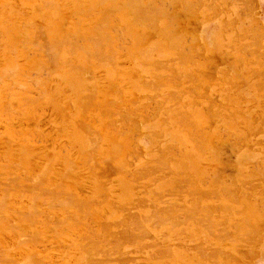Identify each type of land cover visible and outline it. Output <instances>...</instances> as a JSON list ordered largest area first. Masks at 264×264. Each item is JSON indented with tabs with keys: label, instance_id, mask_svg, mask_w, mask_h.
Here are the masks:
<instances>
[{
	"label": "rangeland",
	"instance_id": "obj_1",
	"mask_svg": "<svg viewBox=\"0 0 264 264\" xmlns=\"http://www.w3.org/2000/svg\"><path fill=\"white\" fill-rule=\"evenodd\" d=\"M103 1L0 0V78L8 73L5 80L0 81V183L4 185L0 184V203L4 201L6 206L3 203L2 207L0 205V247L2 252H7H3L5 259L12 258V261L8 259L4 262L21 264L28 256L27 261H30L32 255L36 264H264V0H173L174 5L172 0H144L145 4H141L145 6L144 9L137 10H145L144 13L148 16L150 11L157 9L155 11L158 14L154 11L151 17L145 15L143 18V11L137 17V10L132 5L127 8L134 10L135 13H131L134 16H128L127 11L130 9H118L120 3L125 7L126 0H108L110 3L104 1L105 4L98 6ZM129 1L131 4V0ZM45 2H50L48 8ZM112 2L115 10H120V13L116 11L114 14ZM136 2L132 1L133 6H136ZM148 3L152 5L148 6ZM159 4L165 6L161 7ZM56 7L57 12L54 9ZM95 7H98L97 11L92 10ZM76 10H83L86 14ZM58 11L62 15H58ZM103 13L110 16H104ZM131 17H135L139 24ZM103 19L108 20L104 23L101 21ZM74 21H79V28ZM148 21L150 22L147 24ZM31 22H34V28L31 27ZM100 23H107L110 27L118 24L122 26L118 29L124 32L116 27L113 29L120 31L118 36H122L124 41L115 36L116 32L112 33V27L108 29V26L105 28L106 25L101 26V30ZM95 24L97 32H102L103 28L108 29L101 36L103 38L107 35V41L112 42H98L103 45H100L104 49L103 51L101 47L102 52L97 51L100 47L92 49L97 41H101L97 39L101 32L95 35ZM140 24L145 25L143 27ZM22 25L25 31L23 28L22 31L19 29ZM37 25L38 28L46 29L43 31L41 28L43 32L38 33L45 32L47 39L41 36L40 40L37 32L34 36ZM149 27L153 29L150 31ZM61 29L66 32H61ZM71 32L74 36L69 34ZM22 33V36L28 35L31 41L28 45L25 40L27 45H22L27 48V52L25 48H21V43L16 42L27 38H22ZM75 33L83 38L82 41L78 40L80 37L76 38ZM237 34L241 36L238 37ZM93 35L96 39L94 44ZM36 37L40 40L36 45L43 43L41 41L44 38L50 45L55 43V39H50L54 37L63 42L68 41L64 38L73 43L78 40L76 44L80 42L81 49L77 50L76 44L68 43L69 48L74 46L72 56L66 45L61 48V44L58 46L55 43L57 47H54V53L59 52L56 56H59L60 61L58 60V67L54 65L50 70L46 61L53 62L56 57L51 55L53 51L48 50V53L43 47H39L38 51L42 48L43 52L48 53L47 56L51 55L48 56L50 59L55 58L47 59V56L41 54L42 51L36 56L38 46H33ZM91 37L93 40H90ZM86 39L87 42H83ZM172 41L180 42L175 48V42ZM13 44L18 45L14 48ZM109 45L112 52H109ZM41 46H45L44 43ZM84 47H89L88 53L95 54L96 50L99 56L110 55L108 58L102 57L106 62L99 65L100 60L98 63V58L93 54L90 59ZM31 48L35 51L34 55ZM84 50L89 59L84 55ZM182 55H187V58ZM178 57L183 59L179 60ZM34 58L39 62L43 61L42 64L46 60V65L41 66L36 62V71V67L34 69L32 66L33 63L35 65ZM107 59H110V63ZM55 61L57 63V59ZM8 65L11 68L16 65L17 69L13 67L15 75ZM39 69H42L41 73ZM36 73L40 75L37 76ZM176 74L180 77L177 78ZM31 76H35V84ZM12 80L22 87L19 85L17 89L18 85L12 84ZM91 91L96 93L95 100L88 103L91 99L89 95L86 96L89 99L88 105L81 99ZM176 98L179 100L176 101ZM7 104L10 108L4 107ZM98 105L103 107L100 106V109ZM125 108L128 114H135L128 116L133 121L125 119L123 114L127 113L126 110L125 113H120ZM9 109L17 114H8ZM211 111L213 116H208ZM117 113L124 116L122 119L129 126ZM214 115L216 118L213 119ZM114 121H117L116 124ZM87 124L91 127L89 130L93 129V134L84 133V130H88ZM110 125L115 129L109 128ZM121 126L124 129L128 127L129 130L134 128L130 130L131 137L129 135L128 138L126 134L127 128L120 132L123 129ZM194 129L202 132L203 136L198 132V135L196 132L194 135ZM120 133L124 134L120 136ZM96 135H100L99 139ZM128 139L131 141H126ZM112 142L118 152L114 151L116 149ZM135 143L137 145L133 148L131 145ZM87 144L91 146L90 149ZM133 149L138 152L134 154ZM158 149L162 150L161 153H158ZM89 154H92V158L97 156L94 161H89ZM109 157L115 159L111 161ZM107 158L111 162H106ZM121 162L125 166L122 167ZM118 166L124 169L125 174L124 171H119L120 168L112 170ZM18 169L25 171L23 173ZM17 176L21 180L16 181ZM35 176L38 177L35 188L41 186L42 181L46 185L34 192L31 190L36 183L32 182L36 180ZM11 178L18 183L17 186L13 180L10 181ZM32 178L35 180H31ZM6 181L11 184V189L7 188ZM21 186H29L31 189L25 187L27 192ZM48 187L53 189L50 192H54L53 197L46 192L45 188ZM13 188L16 189L12 190ZM5 189L10 190L4 193ZM39 189L42 190L41 193L38 192ZM38 193L41 195L40 199ZM42 193L46 196L43 197ZM2 196L5 199H1ZM53 200L54 203H49ZM46 214L48 220L45 218ZM29 215L37 216L38 221ZM25 216L27 218L24 220ZM7 219L13 224H9ZM47 222L49 225H46ZM20 233L27 235L26 237L31 234L32 240L27 238L26 241H30L32 248L27 242H23L25 237ZM34 234H38L40 239ZM33 242L37 245L34 246Z\"/></svg>",
	"mask_w": 264,
	"mask_h": 264
},
{
	"label": "bare ground",
	"instance_id": "obj_2",
	"mask_svg": "<svg viewBox=\"0 0 264 264\" xmlns=\"http://www.w3.org/2000/svg\"><path fill=\"white\" fill-rule=\"evenodd\" d=\"M24 1H25V0H24ZM26 1H27V0H26ZM28 1H29V0H28ZM41 1H42V0H41ZM104 1L107 2L108 0H104ZM104 1H103V3L98 4V6L101 5V4H105ZM110 1H111V0H110ZM110 1H108V2L110 3ZM112 1H113V0H112ZM115 1H116V0H115ZM115 1H114V2H115ZM126 1H127V2H124V3H125V7H124V4L120 3L121 5H119V8H118V7H117V8H118V9H121V11H122L123 9H127V10L130 9V10L127 11V12H128V16H129V15H130V16H134V15H132V14L135 13V12H134L135 8H136V10H137V9H142V8L144 9V7H145V6L143 7V5H141V4L144 3V2H143L144 0H141L142 3H141L139 0H136V1L138 2V4H140V5H138L137 2H136V6H138V8H137L136 6H133V4H132V1H133V0H131V4H130V1H129V0H126ZM134 1H135V0H134ZM145 1H146V0H145ZM151 1H152V0H151ZM151 1H150V2H151ZM154 1H155V0H154ZM156 1H158V0H156ZM160 1H161V0H160ZM162 1H164V0H162ZM172 1H173V0H172ZM176 1H177V0H176ZM180 1H181V0H180ZM183 1H184V0H183ZM197 1H198V0H197ZM231 1H232V0H231ZM43 2H44V1H43ZM53 2H54V1H53ZM53 2H52V4H53ZM80 2H81V1H80ZM99 2H100V1H99ZM114 2H112L111 4H113ZM121 2H122V1H121ZM128 2H129V5H128ZM147 2H149V1H147ZM147 2H146V5H147ZM158 2H159V1H158ZM178 2H179V1H178ZM198 2H199V1H198ZM210 2H211V1H210ZM46 3H47V4H46ZM48 3H50V2H45V4H46V8H48V7H47V5H49ZM56 3H57V2H56ZM133 3H135V2H133ZM171 3H172V2H171ZM241 3H242V2H241ZM43 4H44V3H43ZM43 4H42V5H43ZM126 4H127V5H126ZM144 4H145V3H144ZM199 4H200V3H199ZM201 4H202V3H201ZM122 5H123V6H122ZM130 5H132L131 7H132L134 10H133L132 8H127V6H130ZM149 5H152V4H149V3H148V6H149ZM153 5H154V4H153ZM155 5H156V3H155ZM159 5H160V4H159ZM167 5H168V4H167ZM173 5H174V1H173ZM173 5H172V6H173ZM175 5H176V3H175ZM190 5L193 6V5H195V4H190ZM190 5H189V6H190ZM243 5H244V4H243ZM44 6H45V5H44ZM44 6H43V8H45ZM101 6H102V5H101ZM113 6H114V14H116V13H115L116 11H117V13H118L120 10H119V11H118V9L115 10V5L113 4ZM121 6H122V8H121ZM141 6H142V7H141ZM160 6H161V5H160ZM160 6H159V7H160ZM162 6H163V5H162ZM162 6H161V7H162ZM164 6H165V5H164ZM164 6H163V7H164ZM184 6H185V5H184ZM187 6H188V5H187ZM206 6H208V5H206ZM212 6H213V4H212ZM34 7H35V6H34ZM53 7H54V4H53ZM111 7H112V6H111ZM111 7H110V8H111ZM123 7H124V8H123ZM154 7H155V6H154ZM173 7H174V6H173ZM210 7H211V6H210ZM213 7H214V6H213ZM244 7H245V6H244ZM38 8H40V6H39ZM57 8H58V7L54 8V9H56V12H57ZM95 8H96V7H95ZM97 8H98V7H97ZM97 8H96V9H92V10L97 11ZM147 8H148V7H147ZM147 8H146V9H147ZM152 8H153V7H151V9H152ZM157 8H158V7H157ZM181 8H182V6H181ZM184 8L186 9V7H184ZM254 8H255V7H254ZM49 9H50V8H49ZM174 9H175V8H174ZM176 9H177V8H176ZM189 9H190V8H189ZM41 10H42V9H41ZM106 10H107V9H106ZM106 10H104V13L106 12ZM131 10H132V11H131ZM136 10H135V11H136ZM148 10H149V8L147 9V11H148ZM155 10L157 11V9H155ZM155 10H154V11H155ZM121 11H120V12H121ZM137 11H138V12H137ZM137 11H136V13L138 14V15H137V17H138V16H140L139 13L141 14V12H142L143 10H142V11H141V10H137ZM144 11H145V10H144ZM144 11H143V13H144ZM154 11H150V12L153 14ZM156 11H155V13H156ZM158 11H160V10H158ZM185 11H186V10H185ZM188 11H189V10H188ZM192 11H193V10H192ZM58 12H59V11H58ZM76 12H80V13H82L83 10H82V12H81V10H80V11H77V10H76ZM102 12H103V11H102ZM107 12L109 13L108 10H107ZM120 12H119V13H120ZM145 12H146V11H145ZM171 12H172V11H171ZM174 12H175V11H174ZM183 12H184V11H183ZM37 13H38V11H37ZM80 13H79V15H80ZM83 13H84V15L86 14V12H83ZM98 13H100V12H98ZM104 13H103V14H104ZM112 13H113V12H112ZM131 13H132V14H131ZM151 13H150V15H148V16H147V13H146V14L144 13V16H141V18L145 17V15H146L147 17H149V16L151 17V16H152ZM59 14L62 15V13H60V12L58 13V15H59ZM89 14L91 15V17H93V15H92L91 13H89ZM95 14H97V12H96ZM95 14H94V15H95ZM109 14L111 15V13H109ZM109 14H106V15L110 16ZM114 14H113V15H114ZM156 14H158V13H156ZM160 14H161V13H160ZM167 14H168V12L166 13V16H168ZM169 14H170V13H169ZM255 14H256V13H255ZM71 15H72V14H71ZM81 15H82V14H81ZM106 15L104 14V16H106ZM113 15H112V16H113ZM135 15H136V14H135ZM142 15H143V14H142ZM154 15H155V14H154ZM163 15H164V12H163ZM170 15H171V14H170ZM170 15H169V16H170ZM189 15H190V14H189ZM104 16H103V17H104ZM155 16H157V15H155ZM194 16H195V14H194ZM197 16H198V15H197ZM243 16H244V15H243ZM113 17H114V16H113ZM164 17H165V15H164ZM164 17H163V18H164ZM174 17H175V16H174ZM106 18H107V17H106ZM131 18H132V17H131ZM134 18H135V17H134ZM134 18H132V20H133ZM158 18H159V17H158ZM166 18H167V17H166ZM171 18H173V16H172ZM191 18H192V17H191ZM197 18H198V17H197ZM73 19H74V16H73ZM86 19H87V18H86ZM90 19H92V18H90ZM104 19H105V17H104ZM104 19L101 20V21H103V22L105 23L106 20H108L109 18L106 19V20H104ZM113 19H114V18H113ZM113 19L110 18V20H113ZM138 19H139V18H138ZM154 19H155V17H154ZM156 19H157V18H156ZM156 19H155V20H156ZM167 19H168V18H167ZM169 19H170V18H169ZM174 19H175V18H174ZM174 19H173V20H174ZM65 20H66V19H65ZM65 20H64V21H65ZM76 20H77V19H76ZM76 20H75V21H76ZM78 20H80V19H78ZM84 20H85V19H84ZM143 20H144V19H143ZM143 20H142V21H143ZM147 20H148V19H146V21H147ZM173 20H172V22H173ZM13 21H14V20H13ZM75 21H74V22H75ZM80 21H83V20H80ZM117 21H118V20H117ZM134 21H136V22L138 23L137 20L134 19ZM142 21H140V22H142ZM146 21H145V22H146ZM169 21L171 22V20H169ZM187 21H188V20H187ZM99 22H100V21H98L97 24H99ZM136 22H132V23H136ZM149 22H150V21H148L147 24H148ZM175 22H177V21H175ZM233 22H234V21H233ZM75 23H76V22H75ZM75 23H74V24H75ZM78 23H79V21H77L76 24H78ZM107 23H108V21H107ZM107 23L104 24V25H103L102 23H100V28H101V26L104 27L105 25H106V26H105V28H106V27L108 26ZM117 23H119V22H117ZM117 23H115V25H116ZM142 23H143V22H142ZM152 23H153V22H151V24H152ZM28 24H29V23H28ZM31 24H32L31 27H33V26H34V22H33V23L31 22ZM36 24H37V23H36ZM36 24H35V25H36ZM138 24H139V23H138ZM153 24H154V23H153ZM157 24H158V22H157ZM168 24H169V23H168ZM172 24H173V23H172ZM172 24H171V25H172ZM226 24H227V23H226ZM233 24H234V23H233ZM29 25H30V24H29ZM40 25H41V24H40ZM40 25H39V27H40ZM65 25H66V23H65ZM109 25H110V23H109ZM140 25H141V24H140ZM144 25H145V24H144ZM144 25H141V26L144 27ZM176 25H177V24H176ZM9 26H11V25H9ZM23 26H24V25H22V27H19V29L21 30V29L23 28ZM25 26H27V25H25ZM76 26H78V28H79V24L76 25ZM155 26H156V25H155ZM169 26H170V25H169ZM233 26H234V25H233ZM256 26H257V25H256ZM16 27H17V26H16ZM27 27H28V26H27ZM35 27H36V29L34 30V31H35V32H34V36L36 35V32L38 33L39 31H41V30H40L41 28H42V30H43V27L38 28V25L35 26ZM63 27H65V26H62V28H63ZM95 27H96V24H95L94 28H95ZM111 27H112V33H114V32H116V31H115V29H113V27H116V28L118 29V28H121L122 26H120V25L118 24L117 26H111ZM111 27L108 26L107 28L109 29V28H111ZM146 27H147V25H146ZM156 27H157V26H156ZM156 27H155V29H156ZM166 27H168V26H166ZM224 27H225V26H224ZM17 28H18V27H17ZM28 28L30 29V27H28ZM33 28H34V27H33ZM96 28H97V27H96ZM96 28H95V29H96ZM105 28H103L104 30H103L102 32H101L100 30H98V32H99V31L101 32V33L99 32L100 35H98L99 33L97 32V29H96V32H97V33H95V35L97 34V35L99 36L97 39H98V40L101 39V41H97V43H95L96 45H93V46H92V49H96V48L100 47L98 50H97V49H96V50H97V51L100 50V51L102 52L101 47H102L103 45L100 44V45H102V46H100V45L98 44V42H99V43H102L103 41H105V42H110V40L107 41V38H106L107 35H106L105 37H103L104 39L102 38L104 31H105V30H108V29H105ZM147 28H148V27H147ZM151 28H152V27H151ZM151 28L149 27L150 31H151ZM171 28H173V27H171ZM256 28H257V27H256ZM38 29H39V30H38ZM98 29H99V26H98ZM117 29H116V30H117ZM122 29L125 30V28H122ZM152 29H153V28H152ZM164 29H165V28H164ZM225 29H226V28H225ZM261 29H262V28H261ZM22 30H24V28H23ZM22 30H21V31H22ZM36 30H38V31H36ZM44 30H46V29H44ZM44 30H43V31H44ZM101 30H102V28H101ZM118 30H120V29H118ZM162 30H163V29H162ZM9 31H10V30H9ZM18 31H19V30H18ZM18 31H17V33H18ZM24 31H25V30H24ZM43 31H41V32H43ZM62 31H65V30H64V29H63V30L61 29V32H62ZM93 31H94V30H93ZM120 31H123V30H120ZM120 31H119V32L117 31L115 36L120 35V34H121ZM163 31H164V30H163ZM184 31H185V30H184ZM228 31H229V30H228ZM257 31H258V30H257ZM260 31H261V30H260ZM46 32H47V31H46ZM65 32H66V31H65ZM94 32H95V31H94ZM123 32H124V31H123ZM154 32H155V31H154ZM160 32H162V31H160ZM189 32H190V31H189ZM47 33H49L50 35H52L50 32H47ZM57 33H58V32H57ZM76 33H77V32H76ZM76 33H75V36L78 34V33H77V34H76ZM92 33H93V32H92ZM105 33H106V32H105ZM117 33H118V34H117ZM139 33H140V31H139ZM162 33H163V32H162ZM167 33H170V32H167ZM172 33H173V32H172ZM172 33H171V35H172ZM176 33H177V32H175V34H176ZM184 33H185V32H184ZM18 34H19V33H18ZM23 34H24V33H22V34L20 35L22 38H24V37L26 36V35L22 36ZM40 34H41V35H40ZM40 34L38 33L39 36L37 35V36L39 37V39H40L41 36H42L41 38H43V37L46 38V36H45V32H44L43 34H42V33H40ZM69 34L72 35V36H74V35L72 34V32L69 33ZM69 34L67 33V35H69ZM93 34H94V33H93ZM101 34H102V36H101ZM107 34H108V33H107ZM153 34H154V33H153ZM185 34H186V33H185ZM190 34H191V33H190ZM46 35H47V34H46ZM50 35H49V36H50ZM70 35H69V37H70ZM97 35H96V36H97ZM104 35H105V34H104ZM165 35H166V34H164V36H165ZM173 35H174V34H173ZM183 35H184V34H183ZM195 35H196V34H195ZM1 36H2V35H1ZM18 36H19V35H18ZM20 36H19V37H20ZM27 36H28V35H27ZM27 36H26V37H27ZM77 36H78V35H77ZM77 36H76V38H79V37H80V35H79L78 37H77ZM164 36H163V37H164ZM237 36H238V34H237ZM239 36H241V35H239ZM239 36H238V37H239ZM256 36H257V34H256ZM263 36H264V35H263ZM263 36H261V37H263ZM16 37H17V36H16ZM19 37H18V38H19ZM21 37H20V38H21ZM38 37H36L37 40L35 39V41H34V38H35V37L33 38V41H34L35 43L32 41V43L35 44V45H33V46H35V47L38 46V49L36 50V53H37L36 56L38 55V53H39L40 51H42V48H41L40 51H38V50H39V47H43V50L47 51L48 53H49V51H50V52L53 51L52 54H51V53H50V54H51L52 56H55V57H56V59H57V63H56V61H55L56 59H55L53 62H52V61H46V60H45V61L48 62V63H46V62L44 61V64H42L41 62H43V61H40V62H39V60H38V61L36 60L37 58H36V59L34 58L35 65H34V63H33L32 66H34L33 68L35 69V67H36V62H39V63L41 64V66L47 64V67L49 66V68H50V70H51V67L53 68L54 65L57 66V64H58V60L60 61V59L58 58L59 56H56V55L59 54V52L57 51V54L54 53V51H56L55 48L57 47V45L59 46V45L61 44V48H62V45H64V46L66 45V46H67L68 43H69V45H71L70 42H72V41H70L69 39H66V38H64V40H65V41L68 40L67 42H63V40H62V41H60V40L58 41V40H56V37H54V38H50V39H51V40L55 39V40H53V42L55 41V43H56L57 45H55V43H54V44H51V45H54V46H51L48 42L45 41L47 38H46V39L44 38V39H42L41 42H43L45 46H41V45H43V43H41V44L39 43L40 45H36V44H38V42H37V41L39 40ZM59 37H60V36H59ZM64 37H65V35H64ZM118 37H119V38H118ZM118 37H117L118 39H120V38H121V40L123 39L122 36H118ZM156 37H157V36H156ZM163 37H162V38H163ZM172 37L174 38L175 36H172ZM172 37H171V38H172ZM190 37H191V36H190ZM238 37H236V38H238ZM20 38H19V39H20ZM22 38H21V39H22ZM76 38L73 37L72 39H75V40H76ZM81 38H82V37H80L78 40L82 41L83 38H82V39H81ZM91 38H92V37H91ZM93 38L95 39L94 35H93ZM93 38L90 39V40H93ZM145 38H146V36H145ZM149 38H150V37H149ZM176 38H177V37H176ZM179 38H180V37H179ZM197 38H198V37H197ZM197 38H196V40H197ZM244 38H246V36H245ZM244 38H243V39H244ZM254 38H255V37H254ZM27 39H28V40H27ZM70 39H71V38H70ZM72 39H71V40H72ZM87 39H88V38H87ZM87 39H86V40H83V42L86 43V42H87ZM102 39H103V40H102ZM109 39H110V37H109ZM114 39L116 40V38H114ZM126 39H127V38H126ZM181 39H182V38H181ZM243 39H242V40H243ZM246 39H247V38H246ZM256 39H257V38H256ZM15 40H16V38H15ZM22 40H23V39H22ZM25 40L28 41L27 43H28V45H29V43H30L31 41H30V39H29L28 37H27V38H24V41H21V42H20V40H16V42L18 41L19 43H21V48H25V50H26V52H27V48H26L25 46H22L23 43H24L25 45H27V43H25V42H26ZM40 40H41V39H40ZM40 40H39V41H40ZM78 40H77V41H78ZM178 40H179V39H178ZM190 40H191V39H190ZM233 40H234V39H233ZM236 40H238V39H236ZM12 41H14V40H13V37H12ZM44 41H45V42H44ZM56 41H58V42H56ZM73 41H74V40H73ZM77 41H74L75 43L72 42L73 45H75ZM88 41H89V39H88ZM112 41H113V40H112ZM119 41H120V40H119ZM123 41H124V39H123ZM123 41H122L121 43H123ZM182 41H183V40H182ZM14 42H15V41H14ZM53 42H52V43H53ZM61 42H62V43H61ZM92 42H93V43H92ZM92 42L89 41V43L94 44V42H96V39H95V41L93 40ZM142 42H144V41H142ZM146 42H147V41H146ZM169 42H170V40H169ZM172 42L174 43L175 41H172ZM179 42H180V41H179ZM179 42H178V43H179ZM231 42H232V41H231ZM46 43L49 44V47H48V44H46ZM58 43H59V44H58ZM63 43H64V44H63ZM66 43H67V44H66ZM85 43H83L84 46H86ZM103 43H104V42H103ZM111 43H112V42H110V44H111ZM113 43H114V42H113ZM121 43H120V44H121ZM129 43H130V42H129ZM170 43H171V42H170ZM173 43H172V44H173ZM178 43L175 42V44H173L175 48H176L175 45H177ZM190 43H192V42H190ZM30 44H31V43H30ZM79 44H81V43L79 42V43L76 44V48H78L77 50H79V48H80ZM92 44H91V45H92ZM123 44H124V43H123ZM125 44H126V43H125ZM138 44H139V43H138ZM140 44H142V43H140ZM140 44H139V45H140ZM181 44H182V43H181ZM16 45H18V44H15V45L13 44L14 48H15ZM46 45H47V46H46ZM73 45H72L70 48L67 46V47L70 49V51H69V53H71L70 55L74 54V46H73ZM105 45H107V44H104V46H105ZM139 45H137V46H139ZM55 46H56V47H55ZM77 46H79V47H77ZM96 46H97V47H96ZM171 46H172V45H171ZM201 46H202V45H201ZM253 46H254V44H253ZM35 47H34V48H35ZM45 47H48L49 49H48V48L46 49ZM54 47H55V48H54ZM94 47H95V48H94ZM179 47H180V45L177 47L178 50H179ZM17 48H18V47H17ZM32 48H33V47H32ZM32 48H31V50H32V52H33L34 49H32ZM44 48H45V49H44ZM52 48H54V49L52 50ZM61 48H59V49H61ZM65 48H66V47H65ZM85 48H86V47H84V49H85ZM88 48H89V47H88ZM88 48L85 49L86 52H87ZM108 48H109V49L111 48L110 45H109ZM120 48H121V47H120ZM125 48H126V47H125ZM169 48H171V47H169ZM169 48H168V49H169ZM184 48H185V47H184ZM186 48H187V47H186ZM194 48H195V47H194ZM257 48H258V47H257ZM257 48H256V50H257ZM71 49H72V50H71ZM80 49H81V48H80ZM102 49H103V47H102ZM118 49H119V48H118ZM126 49H127V48H126ZM173 49H174V48H173ZM48 50H49V51H48ZM85 50H84V55L86 54ZM96 50H95V52H94L95 54H93L92 52H90V53L87 52V54L89 55V58H90V59H91V56H92L91 54H93V56L95 55V56L98 58V59L95 58L96 60H98L97 62L99 63V60H100V62H101V63H99V65H101V64L103 65V63L106 62V61H104L105 59H103L102 57L105 56L106 58H108L107 56L110 55V54H108L107 56H106L105 54H104L103 56H99L98 52H97V54H96ZM122 50H123V48H122ZM243 50H244V49H243ZM29 51H30V49H29ZM45 51H44V52L42 51L43 53H41V54H44V57H46L47 54H48V53L45 52ZM72 51H73V53H72ZM89 51H90V50H89ZM93 51H94V50H93ZM103 51H104V49H103ZM110 51H111V52L113 51L112 48L109 50V52H110ZM196 51H197V50H195V52H196ZM60 52H61V51H60ZM77 52H79V51H77ZM77 52H76V54H77ZM80 52H81V51H80ZM101 52H99L100 55H102ZM109 52L107 51V53H109ZM177 52H178V51H177ZM195 52H194V53H195ZM247 52H248V51H247ZM8 53H9V52H8ZM15 53H16V50H15ZM18 53H19V52H18ZM34 53H35V51L33 52V55H34ZM45 53H46V54H45ZM53 53H54L55 55H53ZM261 53H262V52H261ZM12 54H13V53H12ZM67 54H68V53H67ZM79 54H80V53H79ZM82 54H83V53H82ZM87 54H86L85 56H87V59H89ZM181 54H182V49H181ZM184 54H185V53H184ZM186 54H187V53H186ZM262 54H264V53H262ZM51 55H48V56H51ZM70 55H69V56H70ZM113 55H115V54H113ZM177 55H180V53H179V54L177 53ZM187 55H189V53H188ZM187 55H184V56H186V58H187ZM40 56H41V55L39 54V57H40ZM48 56H47L46 58H47V59H50V57H48ZM72 56H73V55H72ZM74 56H75V55H74ZM95 56H94V57H95ZM98 56H99V57H98ZM182 56H183V55H182ZM184 56H183V57H184ZM42 57H43V56H42ZM44 57H43V58H44ZM55 57H53V58L51 57L50 60H53ZM100 57L103 59V61L101 60ZM105 57H104V58H105ZM183 57H180V58L183 59ZM188 57H189V56H188ZM198 57H199V56H198ZM13 58H15V57L13 56ZM81 58H82V57H81ZM92 58H93V57H92ZM99 58H100V59H99ZM110 58H112V56H110ZM113 58H114V57H113ZM180 58L178 57L179 60H181ZM189 58H190V57H189ZM15 59H16V58H15ZM75 59H76V58H75ZM26 60H27V59H26ZM28 60H29V59H28ZM30 60H31V56H30ZM30 60H29V61H30ZM40 60H41V57H40ZM76 60H77V59H76ZM96 60H95V61H96ZM108 60L110 61V59H107V61H108ZM112 60H113V59H111V62H112ZM173 60H174V59H173ZM184 60H185V59H184ZM190 60H191V59H190ZM68 61H69V60H67V62H68ZM109 61H108V62H109ZM191 61H192V60H191ZM25 62H26V61H25ZM165 62H166V61H165ZM180 62H181V61H180ZM182 62H183V61H182ZM45 63H46V64H45ZM50 63H52V66H50V65H51ZM55 63H56V64H55ZM68 63H69V62H68ZM109 63H110V62H109ZM109 63H108V64H109ZM157 63H158V62H157ZM161 63H162V62H161ZM40 64H38L37 66L39 67ZM48 64H49V65H48ZM89 64H90V63H89ZM96 64H97V63H96ZM105 64H106V63H105ZM112 64H113V63H112ZM164 64H165V63H164ZM8 66H9V65H8ZM8 66H7V67H8ZM14 66H15V68L17 69L16 65H14ZM14 66H12V68H11V65L9 66V68L12 69V72H11V73H13V74L16 72L15 69H13ZM17 66H18V65H17ZM30 66H31V65H30ZM32 66H31V67H32ZM154 66H156V64H155ZM47 67H46V68H47ZM57 67H58V66H57ZM105 67H106V66H105ZM165 67H166V64H165ZM171 67H172V66H171ZM33 68H32V70H33ZM43 68H44V67H43ZM49 68H47V70H48ZM69 68H70V67H69ZM172 68H173V67H172ZM172 68H171V69H172ZM11 69H10V71H11ZM37 69H38V68L36 67V71H38ZM55 69H59V68H56V67H55ZM74 69H76V68H74ZM74 69H73V70H74ZM1 70H2V69H1ZM3 70H4V69H3ZM13 70H14L15 72H13ZM41 70H42V69H41ZM41 70L39 69V72H40ZM45 70H46V69H45ZM52 70H53V69H52ZM60 70H61V69H60ZM83 70H84V69H83ZM172 70H173V69H172ZM17 71H18V70H17ZM29 71H30V70H29ZM48 71H49V70H48ZM55 71H56V70H55ZM70 71H71V70H70ZM27 72H28V71H27ZM31 72H33V71H31ZM42 72H44V71H42ZM46 72H47V71H46ZM68 72H69V71H68ZM68 72H67V73H68ZM73 72H74V71H73ZM251 72H252V71H251ZM5 73H6V72H5ZM17 73H18V72H17ZM40 73H41V72H40ZM6 74H8V73H6ZM6 74H4L3 78H0V81H1V79L3 80L4 77H6ZM13 74H12V75H13ZM37 74H38V73H36V75H37ZM46 74H48V73H46ZM50 74H51V73H49V77L51 76ZM62 74H63V73H62ZM76 74H77V73H76ZM82 74H83V73H82ZM87 74H88V73H87ZM182 74H183V73L181 72L180 75L182 76ZM226 74H227V73H226ZM262 74L264 75V73H262ZM262 74H261V75H262ZM14 75H15V74H14ZM39 75H40V74H39ZM39 75H37V76H39ZM83 75H84V74H83ZM85 75H86V74H85ZM176 75H177V78L180 77L179 74H176ZM254 75H255V74H254ZM16 76H17V75H16ZM178 76H179V77H178ZM184 76H185V75H184ZM187 76H188V75H187ZM194 76H195V75H194ZM22 77H23V76H21V78H22ZM31 77H32V76H31ZM34 77H35V76H34ZM34 77H32V78H33L32 81H33V83L35 84V82H34ZM47 77H48V75H47ZM49 77H48V78H49ZM80 77H81V76H80ZM158 77H159V75H158ZM164 77L166 78V76H164ZM172 77H173V76H172ZM7 78L9 79V77H7ZM7 78H6V81H7ZM26 78H27V77H26ZM81 78H82V77H81ZM160 78H161V77H160ZM162 78H163V76H162ZM185 78H187V77L185 76ZM141 79H142V78H141ZM4 80H5V79H4ZM39 80H40V78H39ZM90 80H91V79H90ZM178 80H179V79H178ZM187 80H188V79H187ZM193 80H194V79H193ZM27 81H28V80H27ZM40 81H41V80H40ZM48 81H49V79H48ZM114 81H115V80H114ZM30 82H31V81H30ZM36 82H38L37 79H36ZM142 82H143V81H142ZM263 82H264V81H263ZM0 83H1V82H0ZM14 83L16 84V82H13V80H12V84H14ZM39 83H40V82H39ZM145 83H146V82H145ZM145 83H144V84H145ZM15 84H14V85H15ZM177 84H178V83H177ZM16 85H18V83H17ZM19 85H20V84H19ZM19 85H18V87H16L17 89L19 88ZM32 85H33V84H32ZM38 85H39V84H38ZM38 85H37V86H38ZM115 85H116V84H115ZM161 85H163V84H161ZM161 85H160V87H162ZM263 85H264V83H263ZM11 86H12V85H11ZM11 86H10V87H11ZM20 86H21V85H20ZM113 86H114V85H113ZM142 86H143V85H142ZM149 86H150V84H149ZM164 86H165V85H164ZM177 86H178V85H177ZM179 86H180V85H179ZM12 87H13V86H12ZM21 87H22V86H21ZM153 87H154V86H153ZM24 88L26 89L27 87L24 86ZM89 88H90V86H89ZM156 88H157V87H156ZM261 88H262V87H261ZM21 89L23 90V88H21ZM87 89H88V87H87ZM154 89H155V88H154ZM157 89H158V88H157ZM157 89H156V90H157ZM36 90H37V89H36ZM85 90H86V89H85ZM88 90H89V89H88ZM90 90H91V89H90ZM152 90H153V89H152ZM45 91H46V90H45ZM45 91H43V94H44ZM92 91L95 92L94 89H92ZM92 91H91V92H92ZM30 92H32V91H30ZM118 92H119V91H118ZM118 92H116V93H118ZM120 93H121V92H120ZM170 93H171V92H170ZM92 94H93V92H92V93H89V94H87V95H85V96L83 97L85 100H83V98H82L81 100L84 101L85 103H87V100H89V99H87L86 96L89 95V98H90L91 100H90L88 103H90V102H92V101L94 102V100H95V98H94V97H95L94 94H96V93H94L93 95H92ZM44 95H45V94H44ZM90 95H91V97H93V100H92V98L90 97ZM154 95H155V94H154ZM206 95H207V94H206ZM120 96H121V94H120ZM156 96H157V95H156ZM43 97H44V96H43ZM43 97H42V98H43ZM154 97H155V96H154ZM173 97H174V96H173ZM201 97H202V96H201ZM4 98H5V97H4ZM40 98H41V97H40ZM6 99H7V98H6ZM140 99H141V98H140ZM147 99H148V96H147ZM35 100H36V99H35ZM163 100H164V99H163ZM175 100L177 101V100H179V99L176 98ZM170 101H171V100H170ZM80 102H81V101H80ZM113 102H114V101H113ZM121 102H122V101H121ZM85 103H84L83 105L86 107L87 105H86ZM88 103H87V104H88ZM118 103H119V102H118ZM134 103H135V101H134ZM134 103H133V104H134ZM137 103H139V102H137ZM146 103H147V102H146ZM178 103H179V102H178ZM218 103H219V102H218ZM12 104H13V103H12ZM81 104H82V103H81ZM96 104H97V103H96ZM114 104H116V103H114ZM119 104H121V103H119ZM209 104H210V102H209ZM211 104H212V103H211ZM14 105H16V103H15ZM14 105H13V108H16L17 105H16V106H14ZM69 105H70V104H69ZM88 105H90V104H88ZM91 105H93V103H91ZM107 105H108V104H106V106H107ZM123 105H124V104H123ZM177 105H178V104H177ZM215 105H216V104H215ZM98 106L100 107V106H102V105H98ZM106 106L104 105L105 108H106ZM109 106H110V104H109ZM219 106H220V105H219ZM4 107L10 108V107H8V104H7L6 106H4ZM81 107H82V106H81ZM85 107H84V108H85ZM89 107H90V106H89ZM92 107H93V106H92ZM95 107H97V106H95ZM102 107H103V106H102ZM140 107H141V106H140ZM140 107H139V108H140ZM142 107H144V106H142ZM142 107H141V108H142ZM170 107H171V106H170ZM217 107H218V106H217ZM7 108H6V109H7ZM105 108H104V110H105ZM116 108H118V107H116ZM136 108H137V107H136ZM81 109H82V108H81ZM85 109H86V108H85ZM87 109H88V108H87ZM87 109H86V110H87ZM100 109H101V107H100ZM127 109H128V108H127ZM169 109H170V108H169ZM207 109H208V108H207ZM218 109H219V108H218ZM224 109H225V108H224ZM9 110H10V112H8V114L11 113V112H12V114H17V112H15L14 110H13L14 112H13L11 109H9ZM60 110H61V109H60ZM86 110H85V111H86ZM106 110H107V109H106ZM108 110H109V109H108ZM125 110H126V108L124 109V112H120V113H125ZM227 110H228V109H227ZM62 111H63V110H62ZM64 111H65V110H64ZM87 111H89V110H87ZM96 111H97V110H96ZM101 111H102V110H101ZM135 111H136V109H135ZM217 111H218V110H217ZM217 111H216V112H217ZM103 112H104V111H103ZM103 112H102V114H103ZM106 112H107V111H106ZM108 112H109V111H108ZM126 112H127V110H126ZM139 112H140V111H139ZM82 113H83V112H82ZM104 113H105V112H104ZM111 113H112V111H111ZM120 113H119V114H120ZM133 113H134V109H133ZM117 114H118V113H117ZM119 114H118V115H119ZM126 114H127V115H126ZM126 114H123V115L125 116V119H131V117H128V116L135 115V114H128V112H127ZM152 114H153V113H152ZM179 114H180V113H179ZM218 114H219V113H218ZM83 115H84V113H83ZM83 115H82V116H83ZM120 115H121V118H120V117H119V118L122 119V117H124V116H123L122 114H120ZM205 115H206V113H205ZM211 115H212V111H211V114H210V115H209V113H208V116H211ZM2 116H3V115H2ZM102 116H103V115H102ZM104 116H105V115H104ZM112 116H113V115H112ZM154 116H155V115H154ZM181 116H182V115H181ZM212 116H213V115H212ZM232 116H233V115H232ZM83 117H85V116H83ZM92 117H93V116H92ZM127 117H128V118H127ZM146 117H147V116H146ZM152 117H153V116H152ZM26 118H27V117H26ZM29 118H30V117H29ZM147 118H148V117H147ZM150 118H151V117H150ZM161 118H162V117H161ZM183 118H184V117H183ZM209 118H210V117H209ZM214 118H216L215 115H214L213 119H214ZM16 119H17V118H16ZM80 119H81V118H80ZM96 119H97V118H96ZM107 119H108V117H107ZM125 119L123 118L122 120L124 121V123L126 122V124H127V121H126ZM137 119H138V118H137ZM181 119H182V117L180 118V120H181ZM184 119H185V118H184ZM187 119H188V118H187ZM252 119H253V118H252ZM9 120H10V119H9ZM86 120H87V119H86ZM94 120H95V119H94ZM131 120H132V119H131ZM32 121H33V120H32ZM34 121H36V120H34ZM81 121H82V120H81ZM123 121H122V122H123ZM129 121H130V120H129ZM132 121H133V120H132ZM211 121H212V120H211ZM211 121H210V122H211ZM79 122H80V121H79ZM112 122H113V121H112ZM112 122H111V123L108 122V123H109V124H112ZM114 122H115V124H116L117 121H114ZM2 123H3V122H2ZM6 123H7V122H6ZM77 123H78V122H77ZM82 123H83V122H81V125H83ZM124 123H123V124H124ZM137 123H138V122H137ZM166 123H167V122H166ZM185 123H186V121H185ZM192 123H193V122H192ZM217 123H218V122H217ZM109 124H108V125H109ZM115 124H114V125H115ZM180 124H181V123H180ZM182 124H183V123H182ZM214 124H215V123H214ZM81 125H79V126H81ZM88 125H89V124H87V127H88ZM120 125H121V121H120ZM127 125L129 126V124H127ZM131 125H132V124H131ZM131 125H130V126H131ZM133 125H134V124H133ZM136 125H137V124H136ZM193 125H194V124H193ZM199 125H200V124H199ZM209 125H210V124H209ZM261 125H262V124H261ZM89 126H90V125H89ZM115 126H116V125H115ZM118 126H119V124L117 125V127H118ZM187 126H188V125H187ZM87 127H86V130H87ZM111 127H112V129H113V126L110 125L109 128H111ZM121 127H123V126H121ZM124 127H125V124H124ZM124 127H123V129L120 130L121 133H122V130L124 131L126 128L128 129V127H126L125 129H124ZM134 127H135V126H134ZM180 127H181V125H180ZM185 127H186V126H185ZM191 127H192V126H191ZM3 128H4V127H3ZM80 128H81V127H80ZM89 128H91V127H88V130H89ZM107 128H108V127H107ZM132 128H133V127H132ZM132 128H131V129H132ZM186 128H187V127H186ZM198 128H199V127H198ZM114 129H115V128H114ZM114 129H113V130H114ZM131 129H130V130H131ZM133 129H134V128H133ZM59 130H60V129H59ZM88 130H87V132L84 130V133H89V132H90V133L93 134V129H91V130H89V131H88ZM130 130L128 129V132H130ZM137 130H138V129H137ZM139 130H140V129H139ZM139 130H138V131H139ZM187 130H188V128H187ZM192 130H193V129H192ZM217 130H218V129H217ZM110 131H111V130H110ZM183 131H184V130H183ZM199 131H200V130H199ZM260 131H261V130H260ZM128 132L126 131V134L128 135V138H129V135H130V137H131V133H132V132H130V134H129ZM136 132H137V131H136ZM185 132H186V131H185ZM195 132L197 133L198 131H197V130L195 131V129H194V135L196 134ZM200 132H201V131H200ZM261 132H262V131H261ZM22 133H24V132H22ZM121 133L119 134L120 136L123 135L125 132H124L123 134H121ZM198 133H199V132H198ZM198 133H197V135H198ZM221 133H222V132H221ZM259 133H260V132H259ZM24 134H25V133H24ZM95 134H97V133H95ZM117 134H118V133H117ZM117 134H116V135H117ZM154 134H155V132H154ZM156 134H157V132H156ZM160 134H161V133H160ZM201 134H202V136H203V133H202V132L199 133V135H201ZM224 134H225V133H224ZM127 135H126V136H127ZM132 135H133V134H132ZM157 135H158V134H157ZM216 135H217V134H216ZM97 136H98V135H96V137H97ZM99 136H100V135H99ZM99 136H98V139H99ZM187 136H189V135H187ZM124 137H125V136H124ZM5 138H6V137H5ZM5 138H4V139H5ZM228 138H229V137H228ZM90 139H91V138H90ZM95 139L97 140V138H95ZM95 139H93V140L95 141ZM111 139H112V138H111ZM157 139H158V138H156V140H157ZM230 139H231V138H230ZM85 140H86V139H85ZM115 140H116V139H115ZM233 140H234V139H233ZM86 141H87V140H86ZM86 141H84V143H85ZM126 141H131V139H130V140L128 139V140H126ZM133 141H134V140H133ZM88 142H91V141L88 140ZM88 142H87V143H88ZM96 142H97V141H96ZM98 142H99V140H98ZM98 142H97V143H98ZM100 142H101V141H100ZM230 142H231V141H230ZM230 142H229V144H231ZM240 142H241V141H240ZM97 143H96V144H97ZM132 143H134V142H131V144H132ZM160 143H161V142H160ZM5 144H6V143H5ZM90 144H91V146L93 145L92 143H90ZM111 144L113 145L114 149H116V150H114V151H115V152H118V150H117L118 148H116L115 145H114V144H116V142L114 141V144H113V142H112ZM111 144H109V145H110L109 147H111V149H112ZM224 144H225V143H224ZM237 144H238V143H237ZM239 144H240V143H239ZM8 145H9V144H8ZM8 145H7V146H8ZM135 145H137V144L135 143V144H133V145H131V146L134 148ZM234 145H235V144H234ZM81 146H82V145H81ZM87 146H89V145L87 144ZM91 146H89V149H90ZM95 146H96V145H95ZM97 146H98V145H97ZM116 146L118 147V145H116ZM129 146H130V145H129ZM217 146H218V145H217ZM236 146H237V145H236ZM158 147H159V146H158ZM158 147H157V148H158ZM221 147H222V146H221ZM84 148H85V147H84ZM136 148H137V147H136ZM136 148H135V149H136ZM167 148H168V146L166 147V149H167ZM237 148H238V147H237ZM111 149H110V151H111ZM170 149L172 150V148H170ZM170 149H169V151H170ZM94 150H97V149L95 148ZM112 150H113V149H112ZM130 150H131V149H130ZM160 150H161V149H160ZM160 150L158 149L159 152H158V151H157V152H158V153H161ZM84 151L88 152L89 150H84ZM84 151H83V152H84ZM133 151H134L135 153H134ZM133 151H132V152H133L134 154H136V153L138 152V151L136 152V150H134V149H133ZM161 151H162V150H161ZM166 151H167V150H166ZM83 152H82V153H83ZM167 152H168V151H167ZM213 152H214V151H213ZM220 152H222V151H220ZM237 152H238V151H237ZM84 153H85V152H84ZM89 153H90V152H89ZM93 153H94V151H93ZM21 154H22V153H21ZM162 154H163V153H162ZM91 155H92V154H89V156H90V157H89V158H90L89 161H90V162H91L93 159H95V158L97 157V156H96L95 158H92ZM166 155H167V154H166ZM62 156H64V155H62ZM216 156H217V155H216ZM45 157H46V155H45ZM93 157H94V156H93ZM50 158H51V157H50ZM65 158H66V157L64 156V159H65ZM47 159H48V158H47ZM62 159H63V158H62ZM64 159H63V160H64ZM91 159H92V160H91ZM109 159H110V160H111V159L113 160V159H115V158H111V157H109ZM109 159L107 158L106 162H107ZM50 160H51V159H50ZM67 160H68V158H67ZM112 160H111V161H112ZM68 161H70V160H68ZM68 161H67V162H68ZM84 161H85V160H83V162H84ZM93 161H94V160H93ZM111 161H108V162H111ZM7 162H8V161H7ZM103 162H105V160H104ZM122 162H123V161H122ZM122 162H121V163H122ZM49 163H50V162H49ZM49 163H48V165H49ZM68 163H69V162H68ZM70 163H72V160L70 161ZM13 164H14V163H13ZM13 164L11 163V165H13ZM64 164H65V163H64ZM85 164H86V163H85ZM88 164H89V163H88ZM100 164H101V163H100ZM165 164H166V163H165ZM248 164H249V163H248ZM110 165H111V164H110ZM118 165H120V164H118ZM121 165H122V167L125 166V164H123V163H122ZM121 165H120V166H121ZM2 166H3V165H2ZM4 166H6V167L8 168V166H7L6 164H4ZM19 166H21V165H19ZM120 166H118L117 168H116V167H113L112 170H114V169L118 170V169L120 168ZM6 167H5V169H7ZM10 167H11V166H10ZM21 167H22V166H21ZM0 168H1V167H0ZM19 168H20V167H19ZM68 168L71 169V167H68ZM72 168H73V167H72ZM89 168H91V167H89ZM95 168H97V167H95ZM2 169H3V167H2ZM46 169H47V168H46ZM143 169L145 170L146 168H143ZM148 169H149V167H148ZM152 169H153V168H152ZM154 169H156V168H154ZM18 170H19V169H18ZM47 170H48V169H47ZM121 170L124 171L123 168H120V169H119V171H121ZM149 170H150V169H149ZM149 170H148V171H149ZM19 171H21V172L23 171V173H24L25 170L20 169ZM91 171H93V170H91ZM91 171H90V172H91ZM15 172H16V171H15ZM126 172H127V171H126ZM135 172H136V171H135ZM152 172H153V171H152ZM152 172H151V173H152ZM178 172H179V169H178V171L176 172V174H177ZM43 173H44V172H43ZM68 173H69V172H68ZM132 173H133V171H132ZM139 173H140V172H139ZM151 173H150V174H151ZM171 173H173V172H171ZM6 174H8V176H9L10 174H11L10 176L13 175L12 173H6ZM25 174H27V172H25ZM97 174H98V173H97ZM97 174H96V176H97ZM105 174H106V173H105ZM113 174H114V173H113ZM124 174H125V171H124ZM129 174H130V172H129ZM135 174H136V173H135ZM181 174H182V173H181ZM63 175H64V174H63ZM145 175H146V174H145ZM147 175H148V173H147ZM0 176H1V175H0ZM13 176H14V175H13ZM44 176H45V175H44ZM64 176H65V175H64ZM129 176H130V175H129ZM140 176H142V175L140 174ZM148 176H149V175H148ZM17 177H18V176H17ZM33 177H34V176H33ZM36 177H37V176H35V179H36V180L33 179V178L31 179V180H35V181H32V182H36V183L33 184L34 189L31 190V191H34V192H35L36 189H37V190H38V188L41 189L42 186L46 185V184L43 185V184H42L43 181H42V182H41V186L39 185L40 187L38 186V188H35V187H37V185L35 186V184H37V179H38V177H37V178H36ZM62 177H63V176H62ZM99 177H100V176H99ZM130 177H131V176H130ZM132 177H133V176H132ZM156 177H157V176H156ZM9 178H10V177H9ZM41 178H42V177H41ZM103 178H104V176H103ZM124 178H125V176H124ZM142 178H144V177L142 176ZM7 179H8V178H7ZM17 179H19V177L16 178V181H17ZM133 179H134V177H133ZM145 179H146V178H145ZM12 180H13V181H12ZM19 180H21V179H19ZM39 180H40V179H39ZM44 180H45V179H44ZM123 180H124V179H123ZM136 180H137V179H136ZM138 180H139V179H138ZM220 180H221V178H220ZM7 181H8V180H7ZM7 181H6V184H8ZM10 181L15 182V181H14V178H11ZM10 181H9V182H10ZM24 181H25V180H24ZM46 181H47V180H46ZM153 181H154V180H153ZM29 182H30V181H29ZM38 182H39V181H38ZM154 182H155V181H154ZM227 182H228V181H227ZM240 182H241V181H240ZM10 183H11V182H10ZM25 183H26V182H25ZM39 183H40V182H39ZM39 183H38V184H39ZM122 183H123V182H122ZM0 184H1V183H0ZM17 184H18V183L15 182V185H16V186H17ZM30 184H31V182H30ZM62 184H63V183H62ZM101 184H102V183H101ZM123 184H124V183H123ZM9 185H11V184H8V187H7V188H10ZM15 185H14V186H15ZM23 185H24V184H23ZM1 186H4V185L1 184ZM6 186H7V185H6ZM18 186H19V185H18ZM30 186H31V185H30ZM33 186H32V187H33ZM144 186H145V185H144ZM21 187H22V186H21ZM21 187H20V188H21ZM23 187H24V188L26 187L27 189L30 188L29 186H28V187H27V186H23ZM23 187H22V189H23ZM235 187H236V185H235ZM16 188H17V187H16ZM16 188H13L12 190H15ZM26 188H25V189H26ZM10 189H11V188H10ZM10 189H5L3 192H4V193H5V191H8V192H9ZM25 189H24V190H25ZM27 189H26V191L28 192ZM30 189H31V188H30ZM40 189H39L38 192L41 193L42 190L40 191ZM2 190H3V189H2ZM45 190H47L46 192L50 194V192H51L53 189H51V188L48 187V188H45ZM3 192H2V193H3ZM23 192H24V191H23ZM222 192H223V191H222ZM4 193H3V194H4ZM32 193H33V192H32ZM36 193H37V192H36ZM52 193H53V195H55L54 192H52ZM52 193L50 194V197H53ZM6 194H7V193H6ZM23 194H24V193H23ZM23 194H22V196H23ZM34 194H35V193H34ZM49 194H48V195H49ZM4 195H5V194H4ZM43 195H45V194L42 193V196H43ZM48 195H47V196H48ZM32 196H34V195L32 194ZM36 196H37V195H36ZM38 196H39L38 198L40 199V198H41V197H40L41 195H39V193H38ZM45 196H46V195H45ZM2 197H3V198H1V199H5L4 196H2ZM34 197H35V196H34ZM43 197H44V196H43ZM43 197H42V198H43ZM48 197H49V196H48ZM50 197H49V198H50ZM54 197H55V196H54ZM46 198H47V197H46ZM32 199H33V198H32ZM35 199H36V197H35ZM49 200H51V199H49ZM54 200H55V199H54ZM54 200L51 201V202H49V201H48V202L52 204V203H54ZM0 201H2V200H0ZM3 202H4V201H3ZM3 202H1L0 205H1ZM34 203H35V201H34ZM4 204H5V203H3V205H4ZM32 204H33V203H32ZM4 206H5V205H4ZM1 207H2V205H1ZM5 207H6V206H5ZM8 209H9V208H8ZM28 209H29V208H28ZM52 209H54V208L52 207ZM49 210H50V209H49ZM11 211H12V210H11ZM16 213H19V212H16ZM28 213H29V212H28ZM32 213H33V211H32ZM38 214H39V213H38ZM19 215L21 216V214H19ZM23 215H25V214H23ZM35 215H36V213H35ZM42 215H43V214H42ZM26 216H27V213H26ZM26 216L24 217V220L27 218ZM29 216H31V215H29ZM29 216H28V217H29ZM31 217H34V216H31ZM36 217H37V216H35L34 218H36ZM54 217H55V216H54ZM29 218H30V217H29ZM29 218H28V219H29ZM38 218H39V217H38ZM45 218H46V219L48 218V217H47V214H46V217H45ZM51 218L53 219V217H51ZM51 218H50V219H51ZM1 219H2V218H1ZM21 219H23V218H21ZM50 219H49V220H50ZM52 219H51V220H52ZM8 220H9V219H7V222H9ZM10 220H11V219H10ZM34 220H35V219H34ZM34 220H33V218H32V221H33L34 223H36L37 218H36L35 221H34ZM44 220H45V219H44ZM47 220H48V219H47ZM5 221H6V220H5ZM29 221H31V220H29ZM37 221H38V220H37ZM45 221H46V220H45ZM1 222H2V221H1ZM7 222H5V223H7ZM33 222H31V224H32ZM49 222H51V221H49ZM3 223H4V222H3ZM10 223H12V222L10 221L9 224H10ZM34 223H33V224H34ZM38 223L40 224V222H38ZM47 223H48V222H47ZM54 223H55V222H54ZM54 223H53V224H54ZM7 224H8V223H7ZM12 224H13V223H12ZM51 224H52V223H51ZM36 225H37V224H36ZM46 225H49V223L46 224ZM4 226H6V225H4ZM8 226H11V225H8ZM8 226H7V227H8ZM12 227H15V226H12ZM46 227H47V226H46ZM9 228H11V227H9ZM20 228H21V227H20ZM52 228H53V227H52ZM6 229H7V228H6ZM16 229H17V228H16ZM18 229H19V226H18ZM48 229H49V228H48ZM54 229H55V228H54ZM12 230H13V229H12ZM14 230H15V228H14ZM24 231H25V230H24ZM13 232H14V231H13ZM21 232H23V230H22ZM25 232H26V231H25ZM53 233H54V232H53ZM13 234H14V233H13ZM18 234H19V233H18ZM22 234H23V233H20V235H22ZM20 235H19V236H20ZM23 235H24V237H25V240L22 239L23 242H27V241H26L27 238H29L28 240H30V241L32 240V238L30 237V235H31L30 233H29V236H28V237H26L27 235H25V234H23ZM32 235H33V234H32ZM34 236H36V234H34ZM34 236H32V237H34ZM38 236H39V235L37 234V236H36L37 239H40V238H38ZM36 237H35V238H36ZM21 238H22V237H21ZM33 240H34V239H33ZM30 241H29V242H30ZM34 241H35V240H34ZM75 241H76V240H75ZM23 242H21V243H23ZM29 242H27V243L29 244ZM17 243H18V242H17ZM27 243H26V244H27ZM33 243H34V242H33ZM42 244H43V243H42ZM47 244H48V242H47ZM0 245L2 246V244H0ZM16 245H17V244H16ZM16 245H15V246H16ZM36 245H37V243H36V244L34 243V246H36ZM40 245H41V244H40ZM53 245H54V244H53ZM29 246H31V245L29 244ZM34 246H33V248H34ZM15 248H16V247H15ZM31 248H32V246H31ZM36 248H37V247H36ZM45 249H47V248H45ZM13 250H14V249H13ZM0 252H1V254H2L3 252H6V250H4V251L2 252V251H1V247H0ZM6 253H7V252H6ZM1 254H0V255H1ZM4 254H5V253H3V254L1 255L4 259H0L1 261L3 260V263H1V261H0V264H4L6 261H8V259H9V260L11 259V261H12V258H8V259L6 258V259H5V257H4L5 255H4ZM7 256H8V255H7ZM2 257H0V258H2ZM8 257H9V256H8ZM28 257H29V256H28ZM28 257L25 258L26 260H25V259H24V260L27 261ZM30 257H32V258H30L31 260H32V259L34 260V258H35V257L33 258L32 255H30ZM44 259H45V257L43 258V260H44ZM5 260H6V261H5ZM31 260H30V261L28 260L30 263L27 261V263H25V264H36V263H34L35 261H33V260H32L33 262L31 263ZM46 260H47V259H46ZM4 261H5V262H4ZM11 261H10V262H11ZM22 261H23V260H22ZM22 261L20 262L21 264H23V263L25 262V261H24V262H22ZM10 262H8V263L10 264ZM13 262H14V261H13ZM13 262H12V263H13ZM5 264H6V263H5ZM14 264H15V263H14ZM16 264H17V263H16ZM44 264H46V263H44Z\"/></svg>",
	"mask_w": 264,
	"mask_h": 264
}]
</instances>
